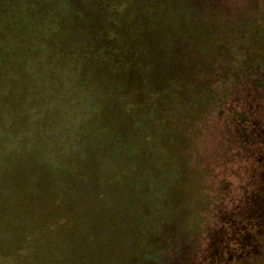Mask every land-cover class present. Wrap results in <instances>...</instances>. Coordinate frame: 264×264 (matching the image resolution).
I'll return each mask as SVG.
<instances>
[{
    "label": "rangeland",
    "instance_id": "rangeland-1",
    "mask_svg": "<svg viewBox=\"0 0 264 264\" xmlns=\"http://www.w3.org/2000/svg\"><path fill=\"white\" fill-rule=\"evenodd\" d=\"M0 53L69 89L42 162L0 152V264H264V0H0Z\"/></svg>",
    "mask_w": 264,
    "mask_h": 264
},
{
    "label": "trees",
    "instance_id": "trees-1",
    "mask_svg": "<svg viewBox=\"0 0 264 264\" xmlns=\"http://www.w3.org/2000/svg\"><path fill=\"white\" fill-rule=\"evenodd\" d=\"M19 46V43L10 44L9 46H6L5 51L10 50L12 55L17 54V49ZM11 57V55L2 56L0 53V66L7 69V72L12 73L11 69L15 67V62L10 60ZM24 63L25 62L20 61L19 65L24 66ZM31 64L34 66V62ZM76 76L77 77L73 79L74 82H83V77H85L84 75L79 73L76 74ZM10 81L12 84H16L17 86L0 87V152H10L12 149H16L17 152H26V154L21 158L23 161L28 163H33L35 161L42 162L44 158L43 152H52L50 147L54 141L53 135L49 134L47 130L52 128L54 123H57L55 121L58 119L56 112L58 111L59 106L55 109L53 108V110L52 106L55 104L56 100H59V92L65 93L69 89L66 87L65 90L58 92V90L55 89L51 90L50 86L48 88H44L45 85H47V82L52 84L56 83L54 80H43L41 82L40 79H34V81L41 83L43 87L41 86L40 88L35 87V84L31 85L30 83H32V81L29 79L26 80L19 77H12L10 78ZM67 82L68 81H62V84ZM18 85L31 86L18 87ZM75 93L76 97L74 95L73 96L75 99L79 100H89L92 97L91 94L89 96L86 95L87 93L84 91ZM37 113L45 114L44 118H39L38 115H36ZM53 121L54 123L52 124L51 122ZM90 125L93 126L94 123L91 122ZM90 139L87 142L84 140L80 142L82 145L81 150H79L80 152H98L100 146H98L97 140L93 136H91ZM57 145L58 150H56V152H59L60 150L61 152H64V144L58 140ZM30 146H34L33 150L29 149ZM29 152H34V154ZM58 160L60 161V159ZM60 162L63 165L64 162ZM62 169L63 176L72 174L69 172V168ZM10 170L11 168H3L0 166V218H3L4 214L6 213L10 214V212H8L9 210L3 206V203L10 201L14 202L15 200H18L17 195L19 194L20 190L29 192L31 189L26 188V186H21L22 189L19 190V188L16 187L19 180L16 179L17 177H14L16 172L9 173ZM63 178L61 179L60 177L56 176V188L58 190L65 189V187L61 186L64 184ZM33 191H35V189H33ZM63 257L60 252L55 251V253L52 254V258H50V260L56 261L57 263H63L65 259Z\"/></svg>",
    "mask_w": 264,
    "mask_h": 264
}]
</instances>
